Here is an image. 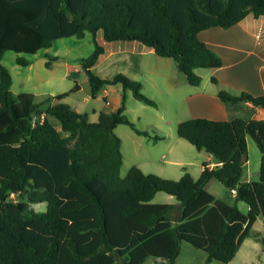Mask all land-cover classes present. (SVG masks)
I'll return each mask as SVG.
<instances>
[{"label":"trees","instance_id":"trees-1","mask_svg":"<svg viewBox=\"0 0 264 264\" xmlns=\"http://www.w3.org/2000/svg\"><path fill=\"white\" fill-rule=\"evenodd\" d=\"M248 14L264 15V0H0V264H148L159 257L178 264L183 242L206 252L204 264L235 257L264 215V119L180 121L178 135L220 165L205 164L198 177L185 172L179 179L133 165L122 177V140L115 128L125 123L150 135L126 116L125 96L117 110L101 111L91 121L87 113L53 102L68 92L38 103L33 92L14 93L12 74L1 60L7 50L33 54L57 38L89 30L95 48L82 67L92 96L106 84L120 83L136 99L156 104L139 80L121 72L104 79L93 70L105 52L99 36L140 41L174 58L187 81L199 85L197 68L223 65L200 38L201 30L231 27ZM16 61L30 64L22 55ZM212 80L218 82L214 75ZM78 88L77 83L71 91ZM218 97L264 108V95L220 89ZM49 116L59 120L60 129ZM248 133L261 149L260 173L258 180L242 181ZM212 178L236 188V201H245L248 212L210 192L206 186ZM159 191L174 195L178 204L152 202ZM12 194L46 201L47 210L35 211Z\"/></svg>","mask_w":264,"mask_h":264},{"label":"rangeland","instance_id":"rangeland-1","mask_svg":"<svg viewBox=\"0 0 264 264\" xmlns=\"http://www.w3.org/2000/svg\"><path fill=\"white\" fill-rule=\"evenodd\" d=\"M93 48L92 32L87 31L82 38L76 35L57 38L50 47L40 49L33 54L7 50L1 63L12 74L11 88L14 93L33 92L35 93V102L38 103L48 96L68 92L61 99L54 98L53 102L69 104L74 109L87 113L91 121H97L101 111L117 110L125 96L126 108L124 112L126 116L137 128L147 130L150 135H140L131 125L125 123H121L115 128L116 134L122 140V177L126 176L133 165L141 167L147 173L172 179H179L185 172H190L198 177L201 174L202 161L207 159L209 153L205 150H198L191 142L181 138L177 133V124L193 117L186 95L195 93L199 89L208 90L206 85L211 84L210 68H197L196 72L202 76L203 82L200 85H193L187 81L186 75L178 70L172 57L160 56L155 52L144 55V71L140 73L137 71L139 61L120 60L122 58L114 55L112 59L116 67L106 68L104 71H100V67H98L94 71L104 79H112L121 72L139 80L143 93L154 99L156 104L136 99L131 89H123L120 83L106 84L93 97L91 84L82 67V59L89 55ZM18 55L25 56L30 64L26 66L19 64L16 61ZM52 56H58V58L51 59ZM48 60H51L50 66L46 65ZM134 63L136 64L131 66ZM77 83L79 88L71 91ZM169 83L174 85L173 89ZM155 135L164 137L156 139ZM247 143L248 161L244 166L242 179L258 180L261 149L250 133L247 134ZM169 147L171 150L168 154ZM172 161H177V163ZM212 181L207 189L217 198L232 204L237 203L243 212H248L249 206L245 201H236L234 193L218 179L214 178ZM12 198L28 202L30 208L35 211L43 212L48 207L46 201L30 202L27 197L14 196V194H12ZM152 202L178 204L174 195L164 191L157 192ZM262 227L260 219L256 220L253 231L264 230ZM262 232L264 233V231ZM254 242L256 241L253 237H248L240 254L231 264H264V247L260 242ZM182 248L179 255L180 264H204L201 257L205 253L204 250L198 249L188 242H183ZM241 257H245V260H242ZM153 260L154 258H150L148 262H153ZM211 264L225 263L215 260Z\"/></svg>","mask_w":264,"mask_h":264},{"label":"crops","instance_id":"crops-1","mask_svg":"<svg viewBox=\"0 0 264 264\" xmlns=\"http://www.w3.org/2000/svg\"><path fill=\"white\" fill-rule=\"evenodd\" d=\"M87 31L89 30H84L81 34H76V36L82 38L85 36ZM199 36L219 54L223 60V65L218 68H210L209 78L211 84L206 85L208 90L199 89L195 93H189L186 95V100L193 117L203 116L214 119H233L235 117H243L248 120L264 119V108L261 106L253 105L249 101L225 103L218 97L220 89H226L234 94L247 91L254 95H264V15L255 17L252 14H248L231 27L206 28L201 30ZM98 39L100 43L103 44L105 52L102 54L99 61L94 65L93 70L100 67V71H104L106 68L116 67L112 58L114 55H117L122 58L120 60L134 59L135 61H139L137 71L143 73L144 55L155 52L137 40L106 41L102 36H99ZM55 57L58 58V56ZM135 64L136 63L131 66ZM213 75L218 79V82H214L212 80ZM202 82L203 78L201 83ZM169 85H171L172 89L174 88V85L170 83ZM49 118L60 129L59 120L54 116H49ZM170 150L171 147L168 148V154ZM211 156L214 157L209 153L207 159L202 161L201 172L205 164L208 165L212 163L213 165L211 167L221 164V162L217 161L215 158H210ZM172 162L177 163V161ZM213 179L214 178L207 183V188L208 185L213 182ZM242 181L252 180L250 178H246L245 180L242 179ZM259 219L263 226L262 229H264V215L260 214L257 221ZM262 231L264 230L257 229L253 231L252 227L251 234L248 237H253L256 241L254 243L260 242L263 245L262 236L264 233ZM246 239L241 244L235 257L230 262L225 264H231V262L235 260V258L240 254ZM189 251L192 252L190 249ZM206 255L207 254L205 252L201 256L203 263L205 262ZM244 258L245 257H241L242 260H245ZM177 262L180 264L179 256L177 258ZM213 262H215V260L209 264ZM148 264H170V261L168 258L159 257L154 258L153 262H148Z\"/></svg>","mask_w":264,"mask_h":264},{"label":"built area","instance_id":"built-area-1","mask_svg":"<svg viewBox=\"0 0 264 264\" xmlns=\"http://www.w3.org/2000/svg\"><path fill=\"white\" fill-rule=\"evenodd\" d=\"M212 165H213L212 163H211V164H208V165L206 164V166H209V167H211ZM203 168H204V167H203ZM211 168H212V167H211ZM231 192L234 193V194H236V192H237L236 188H232V189H231Z\"/></svg>","mask_w":264,"mask_h":264}]
</instances>
